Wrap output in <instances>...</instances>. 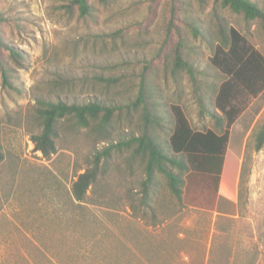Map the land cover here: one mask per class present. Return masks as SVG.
<instances>
[{"label": "rangeland", "instance_id": "obj_1", "mask_svg": "<svg viewBox=\"0 0 264 264\" xmlns=\"http://www.w3.org/2000/svg\"><path fill=\"white\" fill-rule=\"evenodd\" d=\"M65 1L0 0L1 12L22 24L20 30L5 27V38L25 58L22 68L14 66L20 93L5 90L0 78V264H264V147L248 161L236 202L220 198L211 186L200 194L188 191L184 203L179 202L161 177L151 210L140 204L143 172L139 166L129 169L128 153H114L84 202L73 193L95 154L134 132L136 124L116 119L117 130L109 140L67 128L56 153L46 157L36 151L37 97L72 102L109 94L105 99L121 104L134 96L138 82L133 77L141 68L126 62L155 55L161 57L163 101L180 105L194 129H216L210 117L199 115L191 82L185 78L176 83L165 73L166 58L177 43L174 32L168 35L171 0H118L109 7L91 0L99 10L97 22L67 19L58 10ZM175 2L179 15L189 2L206 29L214 26L213 0H205L203 7L201 0ZM224 15L264 54L261 26L248 28L241 15ZM122 29L128 50L108 42L107 36ZM194 45L202 81L221 80L210 65L212 49L200 41ZM120 75L128 80L111 93L96 85V76ZM263 117L264 93L250 99L232 128L226 163L237 169V187L246 142Z\"/></svg>", "mask_w": 264, "mask_h": 264}, {"label": "trees", "instance_id": "obj_2", "mask_svg": "<svg viewBox=\"0 0 264 264\" xmlns=\"http://www.w3.org/2000/svg\"><path fill=\"white\" fill-rule=\"evenodd\" d=\"M104 7L118 0H97ZM171 18L168 35L177 36L171 58H166L165 73L176 83L185 78L191 82L193 95L201 117H210L216 129L196 130L192 127L184 109L180 105H169L161 97L159 79L160 55L152 58L127 61V67H141L133 77L138 83L133 97L129 100L105 99L96 96L86 101H67L52 97H37L34 118L39 133L32 137L36 151L48 157L57 152V140L67 128L90 131L107 140L117 130L115 120L136 124L134 132L95 154L91 167L73 185L74 197L84 202L91 186L107 172L108 164L115 152L128 153V167L141 168V206L151 210L152 201L160 191L159 178L166 180V188L179 202H183L188 191L201 193L211 186L218 196L231 203L239 199L240 189L248 176L247 164L253 153L264 147V117L258 121L245 145L244 161L236 186L237 169L226 163L231 131L238 118L247 109L250 99L264 93V54L255 48L246 35L231 26L224 15L230 11L241 15L250 28L258 24L264 29V4L252 0H213L212 17L214 26L206 29L201 23L194 5L187 2L177 13L175 0H171ZM204 1L201 0L202 7ZM204 9V8H203ZM58 10L69 20L97 22L99 10L91 0H67ZM17 27L19 19L6 16L0 9V78L7 91L20 93L16 69L25 65L24 55L5 38V27ZM108 42L118 50L129 49L125 30L107 36ZM106 39V38H105ZM207 43L212 49V68L222 74L221 80L213 83L202 81L197 57L200 52L194 43ZM196 57V58H195ZM135 75V74H134ZM96 85L104 93H111L125 85L128 78L120 76H96ZM4 159L0 148V161ZM205 188V189H203ZM203 189V190H202ZM241 196V195H240ZM184 203V202H183ZM137 210V207H133Z\"/></svg>", "mask_w": 264, "mask_h": 264}, {"label": "crops", "instance_id": "obj_3", "mask_svg": "<svg viewBox=\"0 0 264 264\" xmlns=\"http://www.w3.org/2000/svg\"><path fill=\"white\" fill-rule=\"evenodd\" d=\"M235 125H236V124H235ZM235 125H234V126H235ZM208 211H209V210H208Z\"/></svg>", "mask_w": 264, "mask_h": 264}]
</instances>
